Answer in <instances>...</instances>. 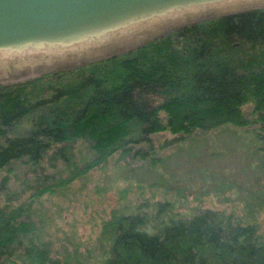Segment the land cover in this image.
Listing matches in <instances>:
<instances>
[{
	"label": "trees",
	"instance_id": "obj_1",
	"mask_svg": "<svg viewBox=\"0 0 264 264\" xmlns=\"http://www.w3.org/2000/svg\"><path fill=\"white\" fill-rule=\"evenodd\" d=\"M252 123L264 132V7L202 19L123 53L0 83V171L20 165L34 176L28 199L0 206V264H264V235L253 222L264 200L249 204L244 218L211 210L186 217L173 213L171 202H158L153 213L115 209L103 224L102 259L77 251L55 257L33 219L45 194L116 154L155 162L158 133ZM80 144L88 154L79 161ZM8 182L4 177L2 184Z\"/></svg>",
	"mask_w": 264,
	"mask_h": 264
},
{
	"label": "rangeland",
	"instance_id": "obj_2",
	"mask_svg": "<svg viewBox=\"0 0 264 264\" xmlns=\"http://www.w3.org/2000/svg\"><path fill=\"white\" fill-rule=\"evenodd\" d=\"M261 7L264 0L206 6L142 28L130 27L125 32L119 29L113 37L85 42L76 51L58 55L28 54L23 62L16 63L17 60L0 52V83L23 82L46 72L123 53L186 24ZM243 110L252 119V105H244ZM261 127L258 123L243 127L228 124L191 135L158 133L153 136L155 162L116 154L66 188L45 194L35 205L33 219L43 235L52 241L55 257L61 258L66 252L77 251L84 256L103 252L106 245L102 238L103 224L115 209H123L125 213H153L158 202H171L175 206L173 213L186 217L211 210L244 218L249 204L259 206L264 200ZM259 132L261 137L257 135ZM76 154L80 161L88 154L86 147L80 144ZM25 172V167L20 165L15 170L0 171V206H14L29 198L33 189L29 180L34 176ZM7 176L9 182L4 185L2 181ZM260 208L253 222L264 235V211Z\"/></svg>",
	"mask_w": 264,
	"mask_h": 264
},
{
	"label": "bare ground",
	"instance_id": "obj_3",
	"mask_svg": "<svg viewBox=\"0 0 264 264\" xmlns=\"http://www.w3.org/2000/svg\"><path fill=\"white\" fill-rule=\"evenodd\" d=\"M234 1L238 0H168L130 6L67 29L0 44V52L13 61L17 60L16 63L25 61L28 54L41 56L72 52L81 49L85 42L89 44L103 36L113 37L119 29L125 32L132 27L142 28L151 22L174 18L194 9L200 11L206 6L214 8Z\"/></svg>",
	"mask_w": 264,
	"mask_h": 264
},
{
	"label": "water",
	"instance_id": "obj_4",
	"mask_svg": "<svg viewBox=\"0 0 264 264\" xmlns=\"http://www.w3.org/2000/svg\"><path fill=\"white\" fill-rule=\"evenodd\" d=\"M168 0H0V44L67 29L120 9Z\"/></svg>",
	"mask_w": 264,
	"mask_h": 264
}]
</instances>
